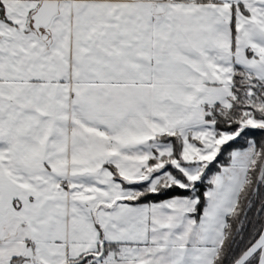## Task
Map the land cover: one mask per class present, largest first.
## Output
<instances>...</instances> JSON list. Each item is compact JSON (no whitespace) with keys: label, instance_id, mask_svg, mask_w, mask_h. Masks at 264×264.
<instances>
[{"label":"snow or ice","instance_id":"6c2138e0","mask_svg":"<svg viewBox=\"0 0 264 264\" xmlns=\"http://www.w3.org/2000/svg\"><path fill=\"white\" fill-rule=\"evenodd\" d=\"M0 264H264V0H0Z\"/></svg>","mask_w":264,"mask_h":264}]
</instances>
